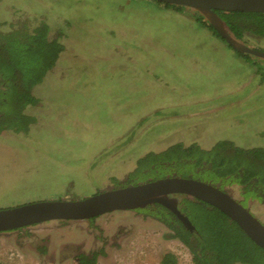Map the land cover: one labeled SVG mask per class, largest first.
Returning a JSON list of instances; mask_svg holds the SVG:
<instances>
[{
  "label": "rangeland",
  "instance_id": "1",
  "mask_svg": "<svg viewBox=\"0 0 264 264\" xmlns=\"http://www.w3.org/2000/svg\"><path fill=\"white\" fill-rule=\"evenodd\" d=\"M193 14L149 0H0L1 33L45 22L64 44L25 109L34 123L0 132V208L117 187L139 157L176 142L264 147V60L239 56ZM247 41L264 50V38ZM248 207L264 224V204ZM166 233L140 210L50 220L0 232V263L159 264L171 252L194 264Z\"/></svg>",
  "mask_w": 264,
  "mask_h": 264
},
{
  "label": "trees",
  "instance_id": "2",
  "mask_svg": "<svg viewBox=\"0 0 264 264\" xmlns=\"http://www.w3.org/2000/svg\"><path fill=\"white\" fill-rule=\"evenodd\" d=\"M149 1L180 12L190 10L157 0ZM216 12L241 42L246 43L245 38H264V12ZM193 17L199 28H207L225 42L201 14H193ZM48 32L49 26L45 22L31 31L24 24L9 32H0V132L25 131L34 123V117L25 109L38 104L40 98L34 94V89L55 66L64 49L59 38L61 33L50 38ZM235 51L239 56H248ZM166 175L210 181L221 189L235 185L238 197L257 199L264 204L262 146L243 148L223 139L204 149L198 144L185 146L176 142L161 151H150L139 157L135 168L119 181V186ZM177 206L189 218L194 226L192 230L162 204L133 210L143 211L161 221L168 230L165 236L181 241L189 250L194 264H264V249L221 210L203 200L184 196L178 197ZM95 260L94 255L91 258L81 255L78 263L95 264ZM159 264H177L176 256L166 252Z\"/></svg>",
  "mask_w": 264,
  "mask_h": 264
},
{
  "label": "water",
  "instance_id": "3",
  "mask_svg": "<svg viewBox=\"0 0 264 264\" xmlns=\"http://www.w3.org/2000/svg\"><path fill=\"white\" fill-rule=\"evenodd\" d=\"M157 1L187 7L190 11L201 14L233 49L264 60V51L254 49L236 39L216 12V10L264 12V0ZM179 196L197 198L218 208L264 249V224L250 212L248 206L245 207L233 196L231 189L227 191L210 181L177 175L105 188L82 199L40 200L0 208V232L50 220L90 219L107 212L145 208L155 203L167 207L185 227L192 230L194 226L177 206Z\"/></svg>",
  "mask_w": 264,
  "mask_h": 264
},
{
  "label": "flooded vegetation",
  "instance_id": "4",
  "mask_svg": "<svg viewBox=\"0 0 264 264\" xmlns=\"http://www.w3.org/2000/svg\"><path fill=\"white\" fill-rule=\"evenodd\" d=\"M247 39L248 38H245V40H246V43L245 44H247V45H250L249 44V42L247 41ZM254 39H256V38H254ZM260 39V38H259ZM251 47H253V46H251ZM253 48H255V47H253ZM258 49V48H257ZM118 187V186H117ZM224 189H226L227 191H229V187H225ZM232 193H233V196L238 200V201H240L242 204L244 203L245 205H246V207L248 206V202L249 201H252L253 199H247V200H243V198L242 197H238L237 195H234V192H233V190H232ZM241 200H243V201H241ZM257 200V199H256ZM92 257V255H90V258ZM76 264H79L80 262H79V258H76ZM79 262V263H78Z\"/></svg>",
  "mask_w": 264,
  "mask_h": 264
},
{
  "label": "bare ground",
  "instance_id": "5",
  "mask_svg": "<svg viewBox=\"0 0 264 264\" xmlns=\"http://www.w3.org/2000/svg\"><path fill=\"white\" fill-rule=\"evenodd\" d=\"M245 44V43H244ZM247 45V44H246ZM249 46V45H248ZM251 47V46H250ZM253 48V47H252ZM254 49H257V48H254ZM258 50H262V49H258ZM264 51V50H263Z\"/></svg>",
  "mask_w": 264,
  "mask_h": 264
}]
</instances>
